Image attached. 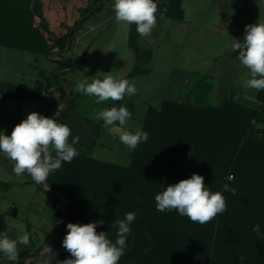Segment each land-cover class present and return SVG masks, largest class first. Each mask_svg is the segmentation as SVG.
<instances>
[{"label":"trees","instance_id":"1","mask_svg":"<svg viewBox=\"0 0 264 264\" xmlns=\"http://www.w3.org/2000/svg\"><path fill=\"white\" fill-rule=\"evenodd\" d=\"M91 1L0 0V45L44 55L54 52L61 57L69 38L71 41L104 0L90 5ZM181 1L156 0L157 14L180 18ZM149 56L150 50L138 51L137 60L145 62ZM56 63L50 71L38 67L34 98L44 100L52 87L59 93L57 102L66 97L65 84L58 81L65 73L54 72L70 63L62 57ZM142 70L136 65L124 79L130 81ZM211 88V82L202 77L191 87L186 101L165 98L157 105L149 104L140 128L149 138L130 151L126 165L96 158L74 145L78 155L71 163L62 162L47 180L67 199L64 228L53 248L55 264L71 258L62 246L69 222L103 221L97 232H106L114 242L116 222L128 212H135L136 219L119 264H264V90L256 92L255 103L229 95L214 104L207 100ZM2 92L14 94L13 90ZM75 107L76 96L71 94L55 119L66 124L62 115ZM52 154L55 157L54 151ZM194 173L204 177L212 192L224 196L227 210L203 225L175 210L157 211L155 195ZM61 215L57 203L50 236ZM257 224L259 233L253 231ZM41 247L30 252L18 246V259L9 264H25Z\"/></svg>","mask_w":264,"mask_h":264},{"label":"crops","instance_id":"2","mask_svg":"<svg viewBox=\"0 0 264 264\" xmlns=\"http://www.w3.org/2000/svg\"><path fill=\"white\" fill-rule=\"evenodd\" d=\"M113 5L114 0L102 1L99 8L73 34L67 47L61 51L63 60L70 63L65 72L80 69L99 79H103L107 73L124 79L139 65L143 70L135 74L130 82L141 84L150 75L159 77L157 89L162 96L158 102L165 98L186 101L191 87L202 77L212 85L207 94L210 103L218 104L229 95L248 103L256 102L257 90L242 86L244 80L249 78L248 72L236 59L239 50L233 52L232 45L235 39L243 42L246 25L264 23V0H182V16L177 18L156 13V27L147 37L139 36L136 26L132 29V25L125 27L117 23ZM45 15L46 19L50 18L48 8ZM145 49L150 50L149 59L138 62V51ZM61 57L54 52L44 55L0 45V133L10 135L14 126L33 111L41 115L49 112L50 103L55 101L59 93L52 87L45 93L44 100L34 98V89L40 79L38 67L50 71L56 67V61ZM73 65L76 68L72 69ZM211 69H216L217 72L209 75L207 72ZM54 74L59 73L55 71ZM85 80L83 75L69 79L67 74L58 79L68 85L72 93V85L77 86L80 82H86ZM3 90H13L14 94L4 95ZM154 93L156 91L149 95L150 98H155ZM75 94V109L65 112L62 117L72 130L71 140L79 136L78 144H83L91 139L87 135L86 139L84 133H99L100 124L77 111L79 98L84 94L77 91ZM150 98L143 100L145 111ZM142 120L137 131H140ZM116 136L118 137L117 134ZM13 166V162L0 153V195L10 194L18 199L36 195L48 204L53 223L47 243L53 236L50 235L54 230L53 212L57 202L46 196L42 189L35 188L33 183L37 187L38 184L27 173L17 177ZM11 206L17 207V202ZM19 247L30 251L32 246Z\"/></svg>","mask_w":264,"mask_h":264},{"label":"clouds","instance_id":"3","mask_svg":"<svg viewBox=\"0 0 264 264\" xmlns=\"http://www.w3.org/2000/svg\"><path fill=\"white\" fill-rule=\"evenodd\" d=\"M115 20L128 27L136 26L141 37L150 36L157 24L158 4L156 0H114ZM233 52L239 50L236 59L247 70L248 77L243 87L264 90V23L257 22L245 26L243 42L235 39ZM76 91L89 97H96L97 103L122 101L125 96H132L138 88L128 79L116 78L107 73L103 79L92 82H80ZM60 112H57L59 116ZM132 113L127 107L102 108L96 119L103 121V126L118 135L122 144L129 150H135L141 142H147L149 134L145 131H129L125 125ZM72 136L71 128L57 119L49 118L38 112H31L20 123L16 124L10 135L0 133V153L13 162V171L17 177L27 173L31 179L43 188L48 189L49 175L60 169L62 162L71 163L78 155L74 147L80 140ZM53 151L55 157H53ZM157 211H177L190 221L199 224L211 222L218 214L227 210L224 196L220 192H212L204 183L200 174H192L155 195ZM136 219L135 212H128L125 218L116 222L118 231L113 242L106 232H97V225L103 221L86 224L71 223L62 240L63 248L71 258L58 261L57 264H119L125 254L126 238L131 233L130 225ZM253 231L260 232L259 224ZM29 233L24 232L17 239L9 238L7 232L0 233V253L9 260L18 259V244L29 245ZM45 251L50 261L55 253L50 247ZM243 257H241V260Z\"/></svg>","mask_w":264,"mask_h":264},{"label":"rangeland","instance_id":"4","mask_svg":"<svg viewBox=\"0 0 264 264\" xmlns=\"http://www.w3.org/2000/svg\"><path fill=\"white\" fill-rule=\"evenodd\" d=\"M33 65L35 66V63H33ZM216 72H217L216 69L215 70L211 69L208 70L207 73L209 75H214ZM65 74H67V77L69 79H75L78 78L79 75L80 77L83 75L86 79L85 81L88 83L92 82V80L94 79H99L98 77H93L88 72L81 71L80 69H76L74 71H68L65 72ZM195 77L196 75H194V80H193L194 83L196 82ZM159 80L160 78L154 75L145 77V79H143V82L141 84L135 83V86L138 88L139 92L132 96H125V98L122 101L113 102L109 100L107 102L97 103L96 102L97 98L94 96L93 97H89L86 95L81 96L79 98L80 103L77 106V111L83 114L84 116L92 119L93 121L99 123L100 132L93 133L91 135L90 133H84V137L86 139H88V137H90L91 139L89 142H85L83 144L77 143L78 148L81 151L90 153L96 158L104 159L107 161H111L123 165L128 164L130 160L129 153L131 150H129L127 146H125L120 142L116 134H114L109 130L111 126H109V128H106L103 126L102 120L96 119V114L102 108H106V107L107 108L113 106L118 108L121 106L127 107L129 111L132 113V117L127 122L125 127L129 131L135 133L141 124V120L146 108L143 100L148 97L150 98L149 95L152 94L154 91H156V93H154L155 98H150L151 100L149 103L151 105H157L159 103L158 100L162 96V94H159V90L157 89V83ZM72 87L74 89V93L72 94L76 96L75 94L76 85L73 84ZM57 101H58V97L55 99V101L50 103L51 112L59 104V102ZM94 140L96 141L95 143L93 142ZM33 184L35 188H38L35 183ZM38 190L41 191L40 189ZM45 194L46 196H49L47 195V193ZM14 202H17V207L15 208L11 206L12 203ZM57 203L60 206L58 200ZM51 214L52 212L49 209L48 204H46L45 201H41L40 198H38L36 195H31V196L29 195L24 199H18L10 194L0 195V233L10 232L8 234L9 238L17 239L20 235H23L25 231L28 232L30 239L29 245L27 246L20 245V246L29 247L31 245L32 247H30V252H34L36 247H39L40 245L44 246L46 244L47 236L49 235V233H51V227H52L51 225L53 223ZM53 248L54 246L52 247V250ZM9 262L10 260H8V258L5 255L2 256V264H8ZM34 263L55 264L52 260L50 261L49 255L45 250L40 254V256L37 258V260Z\"/></svg>","mask_w":264,"mask_h":264},{"label":"water","instance_id":"5","mask_svg":"<svg viewBox=\"0 0 264 264\" xmlns=\"http://www.w3.org/2000/svg\"><path fill=\"white\" fill-rule=\"evenodd\" d=\"M93 2H94V0L91 1L90 5H92ZM90 12H91V9L89 10V13ZM84 18L85 17H82L81 20L84 19ZM69 42H70V38L68 40V43ZM66 70L67 69L58 70V71H56V73H63ZM65 87L67 89L66 97L53 109V111L48 116L49 118L55 119V117L57 116V112H60L62 107L65 104L68 103V101H69V99L71 97L72 91H71V88L68 85H65ZM39 186L43 190H45L48 194H50L52 196H55L57 198V200L59 201L60 206H61L62 215H61V218H60V220H59V222L57 224L56 231L53 234V236L50 238V240L40 249V251L37 254H35L32 257H29L26 260L25 264H33L37 260V258L40 256V254L46 249V247L52 248L54 246V244L56 243V241L58 240V237L62 233L63 228H64V224H65V211H66V200H67L66 197L61 192H59L56 189L51 188L50 186L48 187V189L43 188L42 185H39Z\"/></svg>","mask_w":264,"mask_h":264},{"label":"built area","instance_id":"6","mask_svg":"<svg viewBox=\"0 0 264 264\" xmlns=\"http://www.w3.org/2000/svg\"><path fill=\"white\" fill-rule=\"evenodd\" d=\"M231 178H232L231 176L228 177V179H231ZM225 188L226 189L229 188L228 184H226V183H225Z\"/></svg>","mask_w":264,"mask_h":264},{"label":"bare ground","instance_id":"7","mask_svg":"<svg viewBox=\"0 0 264 264\" xmlns=\"http://www.w3.org/2000/svg\"><path fill=\"white\" fill-rule=\"evenodd\" d=\"M52 249V248H51Z\"/></svg>","mask_w":264,"mask_h":264}]
</instances>
